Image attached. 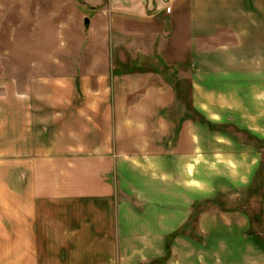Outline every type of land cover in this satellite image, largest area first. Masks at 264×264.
I'll return each instance as SVG.
<instances>
[{"label":"crops","instance_id":"crops-1","mask_svg":"<svg viewBox=\"0 0 264 264\" xmlns=\"http://www.w3.org/2000/svg\"><path fill=\"white\" fill-rule=\"evenodd\" d=\"M111 6L67 63L54 19L51 49L43 17L0 22V264H264V162L233 126L264 97V0ZM129 35L178 84L124 68Z\"/></svg>","mask_w":264,"mask_h":264},{"label":"rangeland","instance_id":"rangeland-1","mask_svg":"<svg viewBox=\"0 0 264 264\" xmlns=\"http://www.w3.org/2000/svg\"><path fill=\"white\" fill-rule=\"evenodd\" d=\"M119 1L121 2L122 0H0V22L2 23V21H5L7 17H11L10 20L23 17L24 19H27L29 23H32V27L35 29L36 18L43 17L45 36L44 45L45 48L51 49V39L47 38L49 36H47L48 33L46 32V29L50 27L48 24H50L54 19L56 23H59V48L61 51L60 60L61 62L67 63L70 51L78 49L81 46L80 41L78 42L79 37L94 33V30H90V24H83V19L87 18L90 20V18H100L101 16L99 15H102V17H110L106 11L112 7V3L114 5V3ZM123 1L125 2L131 0ZM86 4H89V6ZM94 8H96V10H94ZM111 9L109 13H111L112 17H114L116 10ZM23 23L26 24V22ZM102 24H104V22ZM15 26L19 27V25ZM25 27L26 26H24V29ZM126 28L128 29L129 34H131L132 26L130 23L127 24ZM106 35L111 37L109 38L111 39V42L109 41V45L111 46L112 51H115L116 45L114 27L109 26ZM73 36L75 37L74 40H70L73 38ZM47 40L50 41V45L48 46H46ZM132 48H134L133 41L129 35L128 40L124 44V52L125 55H127L126 63L123 64L124 68H126V65L129 68L141 65V69L143 70L156 69L163 72V74L167 76L169 80L173 81L175 84H178V72L174 70V67H168L164 59H146L141 61L136 57V52L133 51ZM113 62L118 67H122V62L118 58L115 59V57H113ZM260 101L262 102L261 106L245 107V110L242 111V114H244L247 119L241 120L240 122L237 121V126H233L235 127V130L239 129V132L245 130V133L243 131V134L237 133V140L241 144H249L255 150L260 151L262 155V162H264V97H262ZM178 113L179 106L177 107V110L174 112V114L178 115ZM239 113L240 111L236 112V115H239ZM227 126L228 125H224V128ZM247 130L251 132V135H253L252 137L246 136L248 133H246ZM260 176L262 177V174ZM208 204L210 203L204 202L205 207ZM189 224L191 227L194 226L192 221ZM190 226L186 230L187 232H191Z\"/></svg>","mask_w":264,"mask_h":264},{"label":"built area","instance_id":"built-area-1","mask_svg":"<svg viewBox=\"0 0 264 264\" xmlns=\"http://www.w3.org/2000/svg\"><path fill=\"white\" fill-rule=\"evenodd\" d=\"M173 0H168V2H172ZM172 7L169 5L167 8H166V12L168 13V14H171L172 13Z\"/></svg>","mask_w":264,"mask_h":264},{"label":"water","instance_id":"water-1","mask_svg":"<svg viewBox=\"0 0 264 264\" xmlns=\"http://www.w3.org/2000/svg\"><path fill=\"white\" fill-rule=\"evenodd\" d=\"M89 23V21H86V24H88Z\"/></svg>","mask_w":264,"mask_h":264}]
</instances>
